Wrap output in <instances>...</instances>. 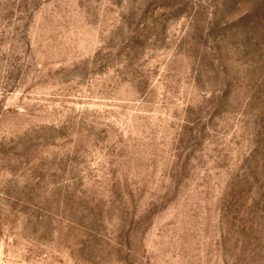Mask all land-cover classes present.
I'll use <instances>...</instances> for the list:
<instances>
[{
    "label": "rangeland",
    "instance_id": "obj_1",
    "mask_svg": "<svg viewBox=\"0 0 264 264\" xmlns=\"http://www.w3.org/2000/svg\"><path fill=\"white\" fill-rule=\"evenodd\" d=\"M0 264H264V0H0Z\"/></svg>",
    "mask_w": 264,
    "mask_h": 264
}]
</instances>
